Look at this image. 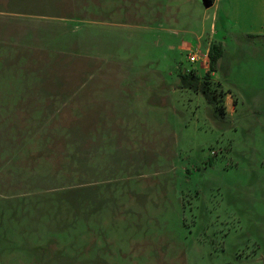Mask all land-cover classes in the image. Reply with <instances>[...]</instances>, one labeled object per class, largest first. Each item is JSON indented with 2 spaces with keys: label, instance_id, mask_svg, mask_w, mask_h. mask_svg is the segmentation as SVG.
Segmentation results:
<instances>
[{
  "label": "rangeland",
  "instance_id": "374dc122",
  "mask_svg": "<svg viewBox=\"0 0 264 264\" xmlns=\"http://www.w3.org/2000/svg\"><path fill=\"white\" fill-rule=\"evenodd\" d=\"M141 1L16 5L41 36L0 61V264H264V9ZM213 41L216 107L180 78Z\"/></svg>",
  "mask_w": 264,
  "mask_h": 264
},
{
  "label": "crops",
  "instance_id": "0c3cea01",
  "mask_svg": "<svg viewBox=\"0 0 264 264\" xmlns=\"http://www.w3.org/2000/svg\"><path fill=\"white\" fill-rule=\"evenodd\" d=\"M22 1H26V0H0V7H5V9L0 8V12H2V11L8 12L9 11V12L15 13L17 11H29V12H27L29 14V16H25L26 19H18V20L15 19V20H9V21H0V61H2L4 59V54L6 52H8V49H9L8 47L11 43V39H8V37H9L8 34H10L11 32L16 33V35H19L17 37H16V35H14L15 38H13V39H15L16 41L14 40L13 46H15V47H19V46H22V44H24L25 47L31 48V47L35 46V43L38 40H40L41 33L38 30V28L40 29V25H37V21L35 18L36 14H30V13H32L33 9L32 8H21V7L16 6V5L20 4ZM143 1L145 2V6L146 5L150 6V3H151L150 0H147V1L142 0L141 3ZM217 1L218 0H215L213 2V4L211 3L210 6L214 5ZM247 2H248V4H250V2H251V4L254 5L256 10L259 8H261L262 10L264 9V0H248ZM162 4H163V6H165V8L170 9V4L166 5V3L164 1ZM17 13H20V12H17ZM13 17H16V16H13ZM210 45H211V42L209 44V47L206 49V55L209 52ZM184 48H186V45H184ZM45 91L50 92L51 89H49V90L46 89ZM47 101L48 100H46L45 103ZM4 106H8V105L3 103L1 105V107H4ZM19 184H20V178L15 183V186H19ZM1 186H2V183H0V188H1ZM1 195H2V192L0 190V196ZM2 211H5V208L2 204H0V212H2Z\"/></svg>",
  "mask_w": 264,
  "mask_h": 264
},
{
  "label": "trees",
  "instance_id": "16d2710c",
  "mask_svg": "<svg viewBox=\"0 0 264 264\" xmlns=\"http://www.w3.org/2000/svg\"><path fill=\"white\" fill-rule=\"evenodd\" d=\"M223 44L212 42L208 52L209 69L206 71V77L202 79L196 72L190 71L185 74H180L183 87L192 88L193 90L200 92L205 99L216 107V94L210 87L209 76L211 72H217L221 63V59L224 56Z\"/></svg>",
  "mask_w": 264,
  "mask_h": 264
},
{
  "label": "built area",
  "instance_id": "2783aa9c",
  "mask_svg": "<svg viewBox=\"0 0 264 264\" xmlns=\"http://www.w3.org/2000/svg\"><path fill=\"white\" fill-rule=\"evenodd\" d=\"M201 56L203 57L202 60L203 61H206L207 60V57H208V54L207 55L204 54V55H201ZM201 56L198 55L197 53H193L191 56H189V59H190L191 62H197V61L200 60Z\"/></svg>",
  "mask_w": 264,
  "mask_h": 264
},
{
  "label": "water",
  "instance_id": "95a60500",
  "mask_svg": "<svg viewBox=\"0 0 264 264\" xmlns=\"http://www.w3.org/2000/svg\"><path fill=\"white\" fill-rule=\"evenodd\" d=\"M202 1L207 7H209L211 5V3H212L211 0H202Z\"/></svg>",
  "mask_w": 264,
  "mask_h": 264
}]
</instances>
